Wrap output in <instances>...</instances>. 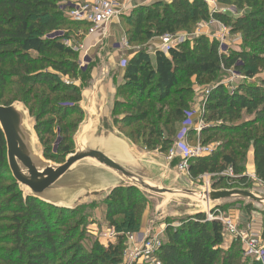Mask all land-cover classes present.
Listing matches in <instances>:
<instances>
[{"label":"trees","instance_id":"16d2710c","mask_svg":"<svg viewBox=\"0 0 264 264\" xmlns=\"http://www.w3.org/2000/svg\"><path fill=\"white\" fill-rule=\"evenodd\" d=\"M216 1L221 8H235L236 13L212 12L205 0H171L142 5L120 17L130 26L129 42L140 46L208 19L228 26L231 34L241 35L247 44L245 49L229 47L222 52L217 38L201 34L187 38L168 54L161 50L152 54L139 47L127 61L113 113L116 128L138 147L168 153L191 112L195 83L217 79L230 69L253 78L258 64L264 62V0ZM69 7L66 0H0V105L20 99L28 107L36 120L44 157L57 163L74 151L73 137L84 119L80 102L93 70L79 65V50L60 36L50 37L53 32L91 26L71 20ZM49 53L60 59L49 57ZM13 84L20 87L18 97L9 92ZM35 100L39 105L34 113ZM72 115L78 120L60 126L57 152L50 153V141L45 137L54 133L56 123L67 122ZM203 118L213 124L199 134L191 130L188 139L199 135L200 142L218 141L219 147L190 161L191 178L209 173L220 178L216 188L223 183L225 188L249 187L242 162L252 148L256 177L264 183V85L245 83L233 91L224 84L213 87ZM230 168L235 176L223 175ZM106 203V219L112 226L119 230L140 227L147 205L141 192L117 189ZM79 209L24 197L9 169L0 128V264H119L124 235L119 234L116 243L107 247L96 244L92 250L74 241L84 222L83 217H77ZM180 223L165 228L159 255L163 264H262L255 258L250 262L240 253V239L231 240L225 248L222 223L206 220L205 213L184 217Z\"/></svg>","mask_w":264,"mask_h":264},{"label":"water","instance_id":"95a60500","mask_svg":"<svg viewBox=\"0 0 264 264\" xmlns=\"http://www.w3.org/2000/svg\"><path fill=\"white\" fill-rule=\"evenodd\" d=\"M105 71L92 75L83 91L84 119L73 137L75 149L63 163L44 157L36 120L23 102L0 105L9 169L25 198L73 210L105 201L117 189L132 188L147 199L167 201L158 209L163 219L194 217L238 200L264 212V189L197 187L180 180L175 161L139 151L114 124L117 90L105 79Z\"/></svg>","mask_w":264,"mask_h":264},{"label":"rangeland","instance_id":"374dc122","mask_svg":"<svg viewBox=\"0 0 264 264\" xmlns=\"http://www.w3.org/2000/svg\"><path fill=\"white\" fill-rule=\"evenodd\" d=\"M71 1H85V0H66V3L69 5V2ZM65 4V2H64ZM69 11V10H68ZM232 12L236 13L235 8L232 7ZM240 13L239 15H241ZM119 23H116V29H120L127 41L129 46L128 48H134L136 50L137 48L143 46L146 49L150 48V42L151 40L145 42L144 45H139L137 42L130 43L129 42V35L127 32H129L130 26L127 23V19L125 18H119ZM111 23V22H110ZM108 23L107 25H104L102 27L106 28L107 26L109 28H112L113 26ZM228 27V26H227ZM101 28L93 27L92 25L88 27L83 28H77L72 30L71 32L64 33L63 31L60 32H53L50 34V37H61L65 44L70 45L77 50H79V65L82 68H91L92 75L95 71H98L102 68V66H105L108 64L110 66V57L112 54V49L110 46V43L105 41L104 39L99 42L100 52L95 55V53H91L92 51L86 47L85 41L89 35H93L98 32V30ZM223 29V26L212 19L203 20L199 22L198 24H194L191 28L178 31L177 33H181L184 35V33L189 34V39L194 38L197 35H207L209 37H212L215 32L221 31ZM208 31V32H207ZM71 33L73 36L69 37L67 34ZM208 33V34H207ZM180 34V35H181ZM66 35V36H65ZM78 36V37H77ZM192 36V37H191ZM213 38V37H212ZM118 39V38H117ZM228 43L230 44V48L233 49H245L247 47V44L243 42L241 35L239 34H231L230 31H228ZM82 46V47H81ZM33 56H37L38 54L35 52H31ZM49 57L53 59H60L58 55H55L53 53L47 54ZM100 57V58H99ZM125 61H128V59L124 58L120 61V67H125ZM113 66V65H112ZM64 81L69 82V77H61ZM80 82H77L79 84ZM245 83H256L259 85H264V62H260L258 66L256 67V76L253 78H248L245 74L239 73L234 71L233 69L230 70H224L217 79H209L207 78L203 83L194 85V97L193 102L191 104V112L193 113L192 117L189 118V120H186L183 123L184 127L186 124H190L191 126H199L203 125L204 128L209 127L213 123H208L205 118H203L204 115V104L207 95L208 90H211L213 87L224 84L225 87L233 91L237 89L240 85H244ZM117 85H119L117 83ZM20 87H18L17 84H13L10 87L9 92L12 93L14 96H19L17 94L21 93ZM85 89V88H84ZM84 91V90H83ZM20 99H17L19 101ZM20 102H22L20 100ZM34 105V113L37 110V107L39 105V101L35 100L32 102ZM32 105V104H31ZM32 117V116H31ZM78 120V117L76 115L70 116V118L67 119V122L64 123H56L55 124V130L52 135H48L45 137V139H49V143H47L49 152L52 154H56L58 145L61 141V134H60V126H64L65 123H74ZM58 122V120H57ZM217 124H221V121H217ZM203 128V129H204ZM181 131V130H180ZM179 131V132H180ZM194 131V130H192ZM198 134V133H197ZM196 134V135H197ZM199 135L193 136L192 139H188V142L191 146L195 147L197 145H207L213 148V151H215L219 147L218 141H211L207 144L200 142L198 139ZM177 140V137H176ZM43 147V146H42ZM75 149V147H74ZM145 150V149H144ZM146 152V151H145ZM156 155H159L163 159L166 160L167 163H170L172 161H175L176 164V171L177 176L180 178V180H187L190 184L195 185L197 187H203V188H213V189H232V188H256V189H264V183H262L255 174H252L250 171H252V164H251V155H252V148H249V150L246 153L245 160L242 162V165L244 167V174L247 175L249 178V187H232V188H225L223 183L221 185H218L219 187H214V184L219 181V176L213 175V174H204L200 176L197 179H192L190 174L186 172L185 170H181L179 166V159H175L170 161L167 156L169 155V152L166 154L160 153V152H153ZM229 174V173H228ZM169 175H174V173L171 171ZM227 176V175H225ZM233 184V183H230ZM224 187V188H223ZM167 201H161L156 197H151L147 199V205L145 208V211L143 213V217L141 220V225L136 230H129V229H121L119 230L117 227L112 226L109 220L106 219L107 215V203L105 201H92L89 203H84L80 206V209L77 213V217H83L84 222L82 226L80 227V230L75 236L74 241H76L80 246H82L86 250H92L93 247L98 244L102 245L103 247H107L110 243H116L117 238H115L112 241H109L110 239H107L105 235H109V233H112V231L115 234H120L125 236V245L124 250L121 258V262L119 264H147L144 262L142 258H139L138 256L135 257L138 249L140 248L142 242L150 237V235L156 233L157 231L161 230L164 227L165 223H175L179 222L182 218L187 217H169L167 219L161 218L160 210L163 209V205H167ZM169 206H171L169 204ZM161 207V208H160ZM251 207V211H248L247 208ZM79 208V207H78ZM160 208V210H158ZM165 208V206H164ZM220 209L223 214L229 215L233 220L235 226L244 233H249L252 230L258 231L259 234H261L264 238V212H261L257 209H255L252 205L247 206L246 202L244 200H238L236 202L230 203V204H224L221 206ZM206 210L205 212H207ZM177 213V212H172ZM5 223H10L6 221ZM163 237V234L160 235ZM227 241L225 239V247H227V243L231 242V239L226 237ZM233 240V239H232ZM245 245L246 240L242 241L240 239V243L238 245L240 253L248 259L250 262H252V259H254L253 256H248L245 253ZM3 247H5L4 244H2ZM228 248V247H227ZM248 262V261H246ZM249 263V262H248Z\"/></svg>","mask_w":264,"mask_h":264},{"label":"built area","instance_id":"2783aa9c","mask_svg":"<svg viewBox=\"0 0 264 264\" xmlns=\"http://www.w3.org/2000/svg\"><path fill=\"white\" fill-rule=\"evenodd\" d=\"M209 6L210 11L212 12H221L227 13L229 11L232 12V8H224L219 7L216 0H205ZM69 11L68 17L71 20L75 21H85L90 23L93 27L100 28L108 23L112 22L114 19H119L122 14H124L125 5L124 3H120L118 0H85V1H71L69 2ZM213 20V19H212ZM217 21V20H214ZM219 22V21H217ZM223 29L221 31L216 32L215 38H217L221 43V51L226 52V50L230 47L228 43V31L230 29L219 22ZM186 39L184 36L179 35L177 33H167L161 36V47L160 50L169 53V50L173 47H176L180 43L184 42ZM127 39L123 42V47H128ZM82 47V46H81ZM119 48V47H118ZM125 67L127 61L124 62ZM210 94V90H208L207 95ZM208 97V96H207ZM207 97L204 104V112L205 106L207 102ZM193 113L190 112L188 114L187 120L191 118ZM187 122V121H186ZM202 124L199 126H194L190 124H186L181 128V131L177 135V140H175L172 148L169 150V155L167 158L172 161L175 159H179V166L181 170H185L189 173V165L190 161L195 158L208 156L213 152V148L207 145H197L195 147L191 146L188 142V134L191 130H194L196 133H200L204 128ZM229 173V174H228ZM223 175L227 176H235L232 168L223 173ZM206 220H218L222 223L224 227L223 236L227 240L226 237L232 239H242V241L246 240L245 245V253L248 256H253L257 261L264 264V238L258 231L252 230L249 233H244L240 231L234 224V220L229 216L222 213L220 209L216 210H208L205 212ZM172 224L173 226H179L181 223H165L164 227L157 231L156 233L150 235L147 239H145L140 248L138 249L135 257L142 258L147 264H163V261L160 259V250L163 244V237L160 235L163 234L167 225ZM118 233L115 234L113 231L109 233V235H105L109 241H112L115 236L118 238Z\"/></svg>","mask_w":264,"mask_h":264},{"label":"crops","instance_id":"0c3cea01","mask_svg":"<svg viewBox=\"0 0 264 264\" xmlns=\"http://www.w3.org/2000/svg\"><path fill=\"white\" fill-rule=\"evenodd\" d=\"M118 1L120 3H124V5H125L124 13H130L136 7H139L142 5H149L155 1H168L169 2L171 0H118ZM116 23H119L118 19H114L110 23L113 26L112 28H109L108 26L106 28L100 27L101 31L99 29L97 33H95L93 35H89L85 41V45H87L86 47H88V49L92 51L91 53H95V55L100 52L99 42H101L104 39L105 41L110 43L111 49L113 51L111 54L110 60H109L111 65L108 66V64H107L105 66H102V68L98 71H95L94 74H97V75L101 74L102 75L103 71L106 70L105 71L106 74H104L105 79L111 84L114 91L117 90V87H118L117 83L121 84L123 82L125 67L124 68L120 67V65H119L120 61L124 58L130 59L134 55V53L139 49V48H137L136 50H134V48L133 49L132 48L126 49L125 47H123V42L126 39V37L120 29L119 30L116 29V27H117ZM177 34H179V33H177ZM213 34L214 35L212 37L215 36L216 32ZM181 35L184 36L185 39H187L188 37L190 38V36H188L189 34H187V33H184V35L183 34H181ZM161 44H162L161 37H154L149 44L150 48L147 50L150 53L154 54L157 50H160ZM136 147L141 152H145V151L147 153L155 152V151L151 152V151L144 150V149L138 147L137 145H136ZM251 164H252L253 168H252V171H250V172L252 174H255V176H256L253 149H252V155H251ZM230 243L231 242L227 243V247H229ZM224 247H225V245H224ZM227 247H225V248H227Z\"/></svg>","mask_w":264,"mask_h":264}]
</instances>
